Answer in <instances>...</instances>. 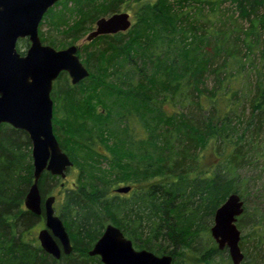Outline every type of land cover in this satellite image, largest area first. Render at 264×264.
Instances as JSON below:
<instances>
[{"label":"trees","instance_id":"trees-1","mask_svg":"<svg viewBox=\"0 0 264 264\" xmlns=\"http://www.w3.org/2000/svg\"><path fill=\"white\" fill-rule=\"evenodd\" d=\"M231 1L235 11L221 13L228 23L214 32L207 29L219 16L220 0H58L44 13L50 28L64 36L43 37L39 27L38 34L56 47L74 43L99 16L123 4L133 22L126 33L83 40L77 54L88 76L72 83L64 72L52 85L55 103L70 102L64 110L82 99L74 84L91 86L82 93H98L90 97L92 115L94 102L105 110L96 125L88 113L74 111L60 123L57 138L73 162L67 171L77 166L78 172L70 186L66 175L49 171L38 182L42 198L54 195L55 213L72 245L69 254L55 258L41 248L34 228L43 218L24 206L33 181L31 142L25 131L1 125L0 264H103L87 251L107 223L136 249L171 255L172 264H232L209 229L215 209L231 192L243 199L247 180L241 169L264 159V151L256 152L264 131V0ZM236 19H247V25ZM19 40L29 46L27 37ZM253 52L263 62L255 68L248 98L250 88L244 92L234 80L243 77ZM245 98L249 114L238 122ZM107 135L118 143L107 144ZM120 142L123 152L116 147ZM210 151L214 158L208 162ZM122 182L130 185L126 193L114 190ZM259 215H249L244 203L237 218L240 231L250 228L241 233L240 264L259 260L252 254L264 236ZM250 241L256 242L251 253L245 247Z\"/></svg>","mask_w":264,"mask_h":264},{"label":"water","instance_id":"water-1","mask_svg":"<svg viewBox=\"0 0 264 264\" xmlns=\"http://www.w3.org/2000/svg\"><path fill=\"white\" fill-rule=\"evenodd\" d=\"M58 0H0V124L8 123L25 131L31 142L33 181L24 197L26 210L41 213V195L38 182L44 171L64 177L72 160L62 150L52 129L53 80L66 71L72 83L88 76L81 62L76 44L55 48L42 43L38 25L44 13ZM131 24L126 11L114 12L96 19L94 28L85 40L125 31ZM27 37L29 46L21 54L16 48L19 38ZM129 186H117L116 192H127ZM54 195L43 201L44 227L36 237L41 248L59 258L69 254L72 245L60 217L55 213ZM244 210V202L231 192L215 209L210 226L211 237L219 249H227L232 264L243 259L239 241L241 231L237 218ZM89 255H98L103 264H172L169 254L136 249L132 241L114 224L108 223L101 235L88 249Z\"/></svg>","mask_w":264,"mask_h":264},{"label":"rangeland","instance_id":"rangeland-1","mask_svg":"<svg viewBox=\"0 0 264 264\" xmlns=\"http://www.w3.org/2000/svg\"><path fill=\"white\" fill-rule=\"evenodd\" d=\"M220 1H221V5L219 8L220 10H219V12L216 13L219 16L217 18L212 17V22L208 26V29H207L210 32L216 31V29L219 28V26H221V24L228 23L226 17H223V18L221 17V13H223L225 11H228L229 13L235 11V4L233 3V1H231V0H220ZM207 10L208 9L205 8L204 12L208 14ZM121 11L128 12L130 14V18L132 19L131 21L133 22L132 10L130 8H128V6H126V4H123L115 12H121ZM112 13H114V12L107 13V14H104L101 16H109ZM209 15L211 16V14H209ZM101 16H99V17H101ZM235 16H237V15H235ZM202 18L205 19V17H202ZM236 20H237V23H239V24L247 25V19H236ZM205 25L207 26V22ZM39 28L42 32L43 37L46 36L49 39L50 38L58 39V38H61L64 36L62 33L51 29L49 24L46 22V20L44 18H42V24L39 26ZM89 28L84 31V34L80 38H78L74 43H70V44L81 45L83 43V40H84L86 34L94 28V23H92ZM123 33H126V31ZM230 35H231V33H230ZM18 41H19V43L18 44L16 43V45L23 52H21L20 50H18V51L20 53H24L28 46L26 47V46H24L25 44L22 43V41H20V40H18ZM44 43L49 44L45 41H44ZM97 44H99V43H97ZM49 45H51V44H49ZM51 46H53L57 49L63 48V47H56L54 45H51ZM66 46H64V47H66ZM258 47H261V46H258ZM249 57H250V59L249 58L246 59V65H245V68L243 69V77L241 79L237 78L234 80L235 87L242 88L244 90V92L248 91V88H250V90L247 94L248 98L250 97V93H251V84L255 80V75H256L255 68L257 66L260 67V65L263 62L259 52H253L250 54ZM220 59L221 58H219L218 60H220ZM211 81H212V78L208 79L207 82H211ZM57 83H58L57 81L54 82V85L55 84L57 85ZM238 83H240V84L238 85ZM210 84H206V86L207 87L211 86L212 84L211 85ZM93 95L96 96V95H98V93L96 92L94 94H91V93L87 94V92H85L83 97L85 100L88 99V101H90V97ZM246 99L247 98H245L242 101L240 108H238L240 118L234 119L238 122L246 119L247 118L246 116L249 114V102H247ZM96 103H98V102H94V105H96ZM101 117H102V115L101 116L100 115L92 116L91 119L89 120V123L96 125L101 120ZM65 141H69V139L65 138ZM105 141L107 142V144H110L113 142V144L115 145L116 142L118 143V141H115L113 138H111L108 135H107V138L105 139ZM262 141H263V144L261 146L260 143ZM68 144H70V141L68 142ZM67 147H69V146L67 145ZM116 147L119 148L120 150H122V152H123V150H125V147H124V145H122L121 142H120V145L117 144ZM70 148L72 149V147H70ZM256 148L259 150V151H256V152H258L257 154H260L261 152L264 151V131H262L258 136V143H257ZM72 150L74 152H76L74 149H72ZM74 152L71 151L72 154H74ZM208 156H209L208 162L210 159L214 158L213 155L211 154V151L208 153ZM77 159L79 160V163L83 161V160L80 161L81 158H77ZM103 167L108 169V165L106 163L103 164ZM77 173H78L77 172V166L72 167L70 171H67V178L65 179L66 186H68V187L70 186L72 181H74L75 175ZM241 173L247 180L246 184L243 187V199H242V200H244L245 206L247 207V213L249 215L253 214V213L258 214V217H259L260 216L259 214H261L263 212V215H264V159L260 158L257 162L255 161L252 164L245 166L244 168L241 169ZM59 188L56 187L55 190L57 191ZM246 225H247V223H246ZM248 226H250V224ZM42 227H43L42 223L41 224L39 223L37 226H35V228H34L35 229V231H34L35 235L37 234V231ZM249 229L250 228L241 229V233L244 234L247 230L250 231ZM255 243L256 242H254V241L246 242L245 247H246L248 252L251 253L253 251V249H254L253 245ZM241 251H242V249H241ZM223 252H224L223 255H227L226 251H223ZM252 254L259 258V260L256 261L257 264L263 263V259H261L260 257L264 256V236H263L262 243L257 245V248L255 249V251L252 252ZM247 262H249V261H247Z\"/></svg>","mask_w":264,"mask_h":264},{"label":"flooded vegetation","instance_id":"flooded-vegetation-1","mask_svg":"<svg viewBox=\"0 0 264 264\" xmlns=\"http://www.w3.org/2000/svg\"><path fill=\"white\" fill-rule=\"evenodd\" d=\"M94 25H95V22H94ZM42 41V40H41ZM42 43H44L43 41H42ZM68 46V45H67ZM21 54H23V53H21ZM82 62V61H81ZM67 73L66 71H61L60 73H59V75L61 74V73ZM68 74V73H67ZM59 75L57 76V78L59 77ZM69 76V75H68ZM56 78V79H57ZM55 79V80H56ZM54 80V81H55ZM53 81V82H54ZM53 85V84H52ZM60 86H63V85H59V87ZM53 87V86H52ZM64 87H66V86H64ZM67 87H68V85H67ZM71 88L72 89H74V90H78V92H79V94H77V96H79V98L81 97L82 99L81 100H77V101H75L74 103H73V106L71 107V109H67V110H64L63 109V106L65 105V104H68V103H70V102H65V101H57L56 103L53 101V99H52V101H53V109H52V129H53V132H54V135H55V137H56V139L58 140V138H57V135H59V134H61L63 131V128L61 127V125H60V123H61V121L62 120H65V116H67V113H71V114H73V111L74 112H77V113H86L85 114V116L87 115V113L90 115V117H89V119L88 120H90L91 119V117L92 116H96V115H105V110H104V108H103V106L98 102V103H96V105H94V112H93V115L90 113L91 111H92V108H91V106H92V102L94 101V100H90V101H88V99L87 100H85L84 99V93H82V90L83 89H86V88H89V89H91V86H88L87 87V85H85V86H83V85H76V84H74V85H71ZM52 94V89H51V93H50V95ZM51 98H52V95H51ZM78 104H81L82 106L79 108V106H78V108H76L77 107V105ZM99 104V105H98ZM58 105V106H57ZM98 106V107H97ZM101 106V107H100ZM86 108H88L87 110H86ZM3 123H1L0 124V127H1V125H2ZM59 142V141H58ZM60 145V144H59ZM62 148V147H61ZM63 150V149H62ZM99 150H101V151H103V148L101 147V148H99ZM64 151V150H63ZM73 163V162H72ZM71 167V166H70ZM70 167H68V168H70ZM67 168V169H68ZM66 173H67V170H66ZM66 176H67V174H65ZM65 176V177H66ZM129 186L130 187V185L129 184H127V183H120L119 185H117V186ZM117 186H115V187H117ZM115 187H114V189H115ZM124 193H126V192H124ZM50 195H52V194H50ZM47 196H49V195H47ZM47 196H45V197H41V213H40V215H37V216H40V217H42L43 218V222H42V224H43V227H44V219H45V217H44V208H43V201H44V199L47 197ZM53 207H54V203H53ZM26 209V208H25ZM54 210H55V208H54ZM108 224V223H107ZM106 226V225H105ZM41 229V228H40Z\"/></svg>","mask_w":264,"mask_h":264}]
</instances>
